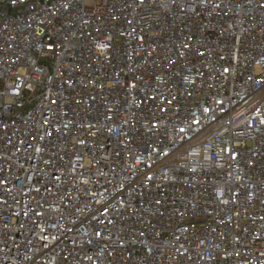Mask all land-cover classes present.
I'll use <instances>...</instances> for the list:
<instances>
[{"label":"built area","instance_id":"2783aa9c","mask_svg":"<svg viewBox=\"0 0 264 264\" xmlns=\"http://www.w3.org/2000/svg\"><path fill=\"white\" fill-rule=\"evenodd\" d=\"M262 120L264 0H0V264H264Z\"/></svg>","mask_w":264,"mask_h":264},{"label":"snow or ice","instance_id":"6c2138e0","mask_svg":"<svg viewBox=\"0 0 264 264\" xmlns=\"http://www.w3.org/2000/svg\"><path fill=\"white\" fill-rule=\"evenodd\" d=\"M141 3H143V0H141ZM203 55V54H201ZM153 99H155V97H153ZM169 103H171V101H169ZM221 104L223 103V101L220 102ZM204 111H208V109H205ZM262 123H264V120L261 121ZM195 123H199V121H195ZM181 132L184 131V129H180ZM164 155H167V153H164ZM97 235H100L99 233H97ZM45 239H47V237H45ZM55 239V238H54Z\"/></svg>","mask_w":264,"mask_h":264}]
</instances>
